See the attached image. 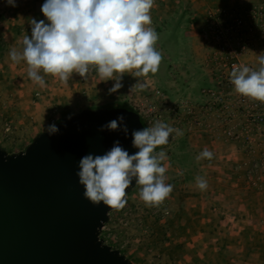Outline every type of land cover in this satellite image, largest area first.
<instances>
[{
  "label": "rangeland",
  "instance_id": "rangeland-1",
  "mask_svg": "<svg viewBox=\"0 0 264 264\" xmlns=\"http://www.w3.org/2000/svg\"><path fill=\"white\" fill-rule=\"evenodd\" d=\"M218 13L225 20L213 28L211 17ZM150 15L162 55L157 73L138 78L125 73L123 87L111 95L115 81H102L95 69L83 78L78 74L70 86L78 95L76 109L124 104L147 127L160 121L183 132L171 134L169 143L155 150L168 157L161 164L165 183L174 186L170 196L158 208L148 207L135 185L126 206L110 212L100 236L133 264H257L255 253L264 264V122L254 125L251 108L238 102L241 94L230 82L226 51L220 39L209 35L220 29L240 65L258 71L264 55V0H155ZM0 41V131L9 138L15 126L4 92L10 88L7 81L23 72ZM138 80L143 87L132 88ZM43 94L34 90L30 101ZM52 104L49 119L66 113L58 102ZM7 121L9 132L4 130ZM3 145L8 152L26 147ZM205 148L213 158L197 161ZM198 176L207 182L203 190Z\"/></svg>",
  "mask_w": 264,
  "mask_h": 264
},
{
  "label": "clouds",
  "instance_id": "clouds-1",
  "mask_svg": "<svg viewBox=\"0 0 264 264\" xmlns=\"http://www.w3.org/2000/svg\"><path fill=\"white\" fill-rule=\"evenodd\" d=\"M16 7V0H6ZM155 0H45L41 11L47 18L37 22L30 19L31 38L23 37L22 51L12 48L9 56L14 63L21 60L28 65V76L41 87L44 76L51 75L67 84L73 74L85 77L95 69L102 81L114 80L109 95L123 87L125 73L133 77H147L159 70L162 55L156 50L158 34L151 27V9ZM258 71L249 67L233 68L230 82L239 94L264 102V55H260ZM133 70H135L133 72ZM143 84L138 82L132 87ZM70 118V117H69ZM129 133L126 117L120 115L102 125L99 131ZM49 136L57 134L55 123L45 129ZM183 132L156 121L151 127L133 130L132 145L139 149L129 154L117 140L103 155L89 154L79 161V183L84 196L93 204L103 202L110 209L121 210L127 204L126 189L133 179L140 186V197L148 207H159L170 196L174 186L166 184V168L161 162L168 159L158 146L167 145L169 137ZM175 138V137H173ZM212 159L205 148L197 161ZM203 190L207 182L196 177Z\"/></svg>",
  "mask_w": 264,
  "mask_h": 264
},
{
  "label": "water",
  "instance_id": "water-1",
  "mask_svg": "<svg viewBox=\"0 0 264 264\" xmlns=\"http://www.w3.org/2000/svg\"><path fill=\"white\" fill-rule=\"evenodd\" d=\"M120 115L127 135L99 131ZM55 124L57 134L40 131L18 152L0 145V264H133L100 236L115 209L86 199L77 172L82 157L103 155L117 140L129 154L139 151L131 132L146 123L133 109L101 106Z\"/></svg>",
  "mask_w": 264,
  "mask_h": 264
},
{
  "label": "crops",
  "instance_id": "crops-1",
  "mask_svg": "<svg viewBox=\"0 0 264 264\" xmlns=\"http://www.w3.org/2000/svg\"><path fill=\"white\" fill-rule=\"evenodd\" d=\"M44 3L45 0H16L17 6L11 7L6 3V0H0V37L5 42L8 56L12 48L22 51L24 36L28 35L31 37L32 28L30 19L34 18L37 22L44 20V14L41 11ZM44 21L48 23L47 20ZM19 64L22 67L21 72H23V76L17 79L10 78L9 81L6 80L10 88L5 89L6 91L4 92L6 97H8L6 103L10 104L7 114L11 115L15 129L9 138H5L0 131V145L4 146L3 141H6L11 143L15 142L16 145L25 144L26 146L38 132L47 129L49 124L59 122L65 115L84 107H100L85 105L76 109L79 103L78 95L72 93L73 88H70V86L77 80L79 77L78 74L74 73L68 83L63 84L58 78L46 75L41 71L40 74L44 76L45 80V86L41 87L29 78L26 61L21 60ZM34 90H41L45 93L35 102L30 101V95ZM53 102L61 104L66 113H63L62 116L49 119V112L51 107H53ZM241 180L244 179L239 173L238 185H240ZM242 193L244 194L245 191ZM254 257L257 264L262 263L258 253H255Z\"/></svg>",
  "mask_w": 264,
  "mask_h": 264
},
{
  "label": "built area",
  "instance_id": "built-area-1",
  "mask_svg": "<svg viewBox=\"0 0 264 264\" xmlns=\"http://www.w3.org/2000/svg\"><path fill=\"white\" fill-rule=\"evenodd\" d=\"M221 15H223V13H218L217 15H213L211 17L210 23H211V26L213 28H214L213 24L218 23L220 21V18L225 20ZM224 16H225V14H224ZM236 21L238 22L237 25L242 23V19L239 18L238 16L236 18ZM227 30H228V28H227ZM209 35L216 36L218 39H220L222 48L225 49V51H226L225 65L230 67V69H232V70H233L234 66L237 69L242 68V66L240 65V63L237 61V59L235 57V53H234L235 50L231 47L230 43L228 42L229 40L224 38L223 33H221V30L215 29L214 31L210 32ZM249 100H250V102H249ZM238 102L241 104H246L247 106H249L251 108V109H249L248 115H249V117H250V119L254 125H260L261 123L264 122V111H263L264 102L254 100L250 97H246L243 95H239ZM4 130H5V132H9L11 130V124L8 121L4 123ZM228 133L231 134L230 131H228Z\"/></svg>",
  "mask_w": 264,
  "mask_h": 264
},
{
  "label": "trees",
  "instance_id": "trees-1",
  "mask_svg": "<svg viewBox=\"0 0 264 264\" xmlns=\"http://www.w3.org/2000/svg\"><path fill=\"white\" fill-rule=\"evenodd\" d=\"M2 47H3V44H2V42L0 41V48H2ZM114 106H124V107L130 108V107L124 105V104H115V105L108 106V107H114ZM130 109H131V108H130ZM146 128H147V126H146Z\"/></svg>",
  "mask_w": 264,
  "mask_h": 264
}]
</instances>
